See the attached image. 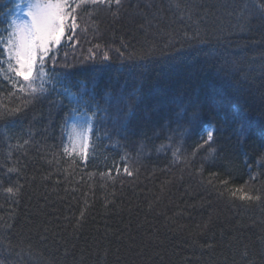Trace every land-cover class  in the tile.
Segmentation results:
<instances>
[{
  "label": "trees",
  "instance_id": "obj_1",
  "mask_svg": "<svg viewBox=\"0 0 264 264\" xmlns=\"http://www.w3.org/2000/svg\"><path fill=\"white\" fill-rule=\"evenodd\" d=\"M77 23L44 95L0 71V264H264V201L230 194L264 192V0L88 4ZM89 109L87 156L64 154Z\"/></svg>",
  "mask_w": 264,
  "mask_h": 264
},
{
  "label": "snow or ice",
  "instance_id": "obj_2",
  "mask_svg": "<svg viewBox=\"0 0 264 264\" xmlns=\"http://www.w3.org/2000/svg\"><path fill=\"white\" fill-rule=\"evenodd\" d=\"M115 5L117 10L122 6V0H16V15L10 19L9 25L0 35L4 36L0 40V57H6L3 64H0V71L4 72V79L11 82L13 89H18L21 95H26L28 103L38 96L44 95L50 88L55 87L52 78L45 70V66L50 63L49 57L54 48H58L67 31L74 32L78 27L77 9L81 5ZM180 7L179 4L176 5ZM71 39V36H68ZM96 47H99L97 45ZM123 55V53H121ZM136 53H131L129 58L136 57ZM149 53H144L138 58L145 60ZM104 61L110 60L107 52L102 54ZM94 59V56H93ZM6 65V68L3 67ZM66 87V85H61ZM79 91V89H77ZM73 96L72 103L79 106L83 96ZM109 107L115 106L117 115H122L120 105L130 107V99L124 95L119 97H111L106 101ZM87 107V105H85ZM100 106L97 105V108ZM24 110L22 107L11 109L7 115H16ZM92 116L85 115V118L79 123H72L70 130L67 127L68 120L65 121V128L62 133H66L68 145H63L64 154H72L77 149L80 150L81 156L86 157L88 147L92 142L93 118L99 116V112L89 109ZM104 111H107L105 109ZM4 113H0V116ZM191 123V121H190ZM245 129H241L240 135L243 136ZM213 131L208 130L204 144L212 147ZM203 147V145H201ZM215 149L212 148L214 154ZM128 175L132 173L125 168ZM224 183H227L226 181ZM9 193H13V188L7 189ZM230 194L245 202H261L264 201V192H260L254 187H245L232 190ZM81 212V218H83Z\"/></svg>",
  "mask_w": 264,
  "mask_h": 264
},
{
  "label": "rangeland",
  "instance_id": "obj_3",
  "mask_svg": "<svg viewBox=\"0 0 264 264\" xmlns=\"http://www.w3.org/2000/svg\"><path fill=\"white\" fill-rule=\"evenodd\" d=\"M12 1H14V4H13V7L11 6V10L10 11H8L5 15H4V17H3V24H2V27L0 28V33H3L4 32V29L5 28H7L8 27V25H9V22H10V19L13 17V16H15L16 15V8H15V4H16V0H11V4H12ZM73 2H78V0H73ZM70 31V30H69ZM69 31H67V33H66V35L69 33ZM4 39V36H2V35H0V40H3ZM57 49L56 48H54L53 49V51H56ZM5 59H6V57H5ZM5 68H6V65H5ZM85 117H81V118H78V117H75V116H73V117H71L70 118V121H69V125H68V128H69V130H70V126H71V124L72 123H79L81 120H83ZM65 144L66 145H68L69 144V141L67 140V137H66V141H65ZM68 155H74L75 157H80V158H83L82 156H81V153H80V150L79 149H77L74 153H72V154H68ZM87 156V155H86Z\"/></svg>",
  "mask_w": 264,
  "mask_h": 264
}]
</instances>
